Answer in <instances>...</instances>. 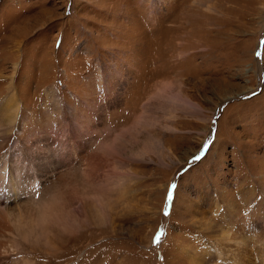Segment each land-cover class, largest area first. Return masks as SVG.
<instances>
[{"label":"rangeland","instance_id":"374dc122","mask_svg":"<svg viewBox=\"0 0 264 264\" xmlns=\"http://www.w3.org/2000/svg\"><path fill=\"white\" fill-rule=\"evenodd\" d=\"M262 41L264 0H0V264H264Z\"/></svg>","mask_w":264,"mask_h":264},{"label":"bare ground","instance_id":"6f19581e","mask_svg":"<svg viewBox=\"0 0 264 264\" xmlns=\"http://www.w3.org/2000/svg\"><path fill=\"white\" fill-rule=\"evenodd\" d=\"M182 21H183V23H187L185 20H182ZM174 23H179V25L174 26V27H179L181 21L175 22V20H174ZM167 49L165 51L168 52L169 49L168 50ZM150 58H151V60L148 62L149 65H154V56H152ZM162 89H163V87H162ZM52 92L54 95H56L55 91L52 90ZM54 95H52V98L55 100ZM55 103H56V100H55ZM3 163H4V166H2V167H4V169H5V167L7 165V161L4 160ZM4 169L1 168V170H0V192H1L0 193V205L2 203L7 202V200H9V199L12 200V198L10 196H7L9 194L8 192L12 191L13 194H11V195H13V196L16 195V192L12 189L9 190L10 186H7L4 183V180H5ZM17 185H18V183H17ZM2 211H5V209L0 210V215H2L1 214ZM63 216L64 215H63V213H61V210L59 209L58 204L53 203V204L44 205L42 212H41V216L39 217L37 223H39V225H41V227H43L44 231L51 233L53 231L52 229H55V227L56 228L62 227L61 223H62V220H64ZM62 229H64V228H62ZM237 232L238 231H233L232 229L227 228L226 230L225 229L220 230V232L216 236V239H217V244L215 245L216 246V255H217V258L219 259V263L222 261H223V263H231V264L254 263V261L251 259L252 257L250 258V255L246 254V248H245V242L246 241H245L244 236L241 238V240H235L234 242H228V240H231L230 234L237 233ZM50 233L48 235H50ZM61 236L62 235H60V237ZM49 238H51V237H49ZM224 241H227V242L223 243ZM47 242H48V240H47ZM262 257L264 258V255H262ZM253 258H254V256H253ZM42 260H45L46 264H49L50 257L45 256Z\"/></svg>","mask_w":264,"mask_h":264},{"label":"snow or ice","instance_id":"6c2138e0","mask_svg":"<svg viewBox=\"0 0 264 264\" xmlns=\"http://www.w3.org/2000/svg\"><path fill=\"white\" fill-rule=\"evenodd\" d=\"M262 42H264V41H262ZM204 147L207 148L208 145L205 144ZM199 158L200 157H195V159H199ZM168 199L171 200V190H169ZM165 215H167V207L165 208ZM162 235H163V232L162 231H158L156 236L153 239V244H158L161 241Z\"/></svg>","mask_w":264,"mask_h":264}]
</instances>
